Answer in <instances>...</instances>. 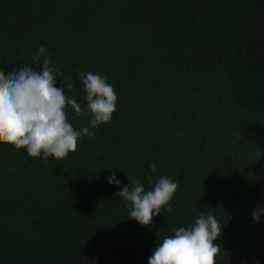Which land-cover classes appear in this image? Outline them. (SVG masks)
<instances>
[{"label":"trees","instance_id":"16d2710c","mask_svg":"<svg viewBox=\"0 0 264 264\" xmlns=\"http://www.w3.org/2000/svg\"><path fill=\"white\" fill-rule=\"evenodd\" d=\"M41 46L69 98L87 106L82 71L118 101L96 128L66 109L95 135L61 161L0 143V264H149L202 213L221 224L216 264H264V0H0V71ZM161 176L177 191L143 226L116 193Z\"/></svg>","mask_w":264,"mask_h":264},{"label":"clouds","instance_id":"9594fccd","mask_svg":"<svg viewBox=\"0 0 264 264\" xmlns=\"http://www.w3.org/2000/svg\"><path fill=\"white\" fill-rule=\"evenodd\" d=\"M40 55L45 57L42 62ZM33 64L42 65V71L34 70ZM31 65L8 75L0 71V143L17 150L26 149L33 158L53 157L61 161L77 150L82 136L95 135L89 127L76 130L68 120L66 109L70 106L80 117L91 114L90 125L96 128L110 122L118 97L114 87L101 75L81 71L79 76L87 102L82 107L75 97L65 94L63 87L56 86V69L49 66L43 46ZM70 81L71 78L67 82L62 80L67 89L73 87ZM151 167L155 171L156 165ZM130 181L132 187L122 186L116 196L130 204L128 217L143 226L151 225L153 217L169 204L178 185L171 178L161 176L153 189L146 191L139 180ZM108 182L120 185L114 172ZM261 214L264 206L253 211V219L259 222ZM220 225L214 215L202 213L194 225L180 227L174 235L159 238L149 264H216L220 245L215 241L221 235Z\"/></svg>","mask_w":264,"mask_h":264}]
</instances>
